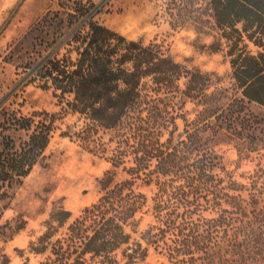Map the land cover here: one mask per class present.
I'll return each mask as SVG.
<instances>
[{
  "label": "trees",
  "instance_id": "obj_1",
  "mask_svg": "<svg viewBox=\"0 0 264 264\" xmlns=\"http://www.w3.org/2000/svg\"><path fill=\"white\" fill-rule=\"evenodd\" d=\"M58 7L54 15L65 14L69 30L58 42L57 51L69 46L76 58L44 57L31 68L28 82L51 87L54 96L71 95L66 107L88 121L77 133L83 143L98 129L110 132L111 166H122L128 178L112 183L109 172L101 181L102 194L51 244L49 256L41 264H117V252L124 264H135L146 257L149 246L160 248L168 264L264 260V212L252 209L248 214L234 196L221 193L218 156L209 146L221 133L245 139L255 125L264 124V118L248 108L253 104L264 109V0H205V22L220 31L226 45L231 96L225 88L208 91L206 74L185 69L158 44L128 40L99 24L94 19L99 10L93 3L58 0ZM49 14L30 32L47 25ZM202 22L193 14V24ZM177 94L201 109L193 121L183 119L184 138L173 142L176 117L166 96ZM34 116L40 118L35 121ZM54 117L45 112L12 117L10 128L24 131L26 138L17 142L4 135L1 139L0 200L7 199L43 157ZM164 133L167 136L162 139ZM134 179L155 187L150 198L153 222L140 240H132L126 231L147 200L134 191ZM222 203L230 209H222ZM201 208L211 209L215 216L193 218ZM237 211L241 215L237 221L226 215ZM59 214L63 217L58 223L63 225L69 213ZM47 235L38 241L43 242Z\"/></svg>",
  "mask_w": 264,
  "mask_h": 264
},
{
  "label": "rangeland",
  "instance_id": "obj_2",
  "mask_svg": "<svg viewBox=\"0 0 264 264\" xmlns=\"http://www.w3.org/2000/svg\"><path fill=\"white\" fill-rule=\"evenodd\" d=\"M83 2L97 7L99 11L94 19L99 24L128 40L140 41L144 45L158 44L165 55L185 69L206 74L210 81L208 91L225 88L228 96L233 94L230 67L225 57L226 45L219 37L220 31L212 23L205 22V0ZM58 10V0H0V148L4 135L17 142L19 138H26L24 131L10 128L14 115L31 117L42 112L55 115L43 157L11 190L10 196L0 200V264L43 263L49 256L51 244L61 239L66 227L82 209L102 194L101 181L109 172L113 176L112 183L128 178L122 166H111L113 143L108 142L110 132L98 129L89 142L83 143L77 133L88 121L66 107L71 95L54 96L51 87L42 88L38 81L28 82L31 68L42 58L54 55L56 58L67 56L72 61L76 58L74 48L69 46H62L57 51L58 42L69 30L67 16L54 15ZM46 13H50L47 25H40L39 31L31 33L30 30ZM193 14L199 15L203 22L193 24ZM249 49H252L250 45ZM183 81L178 82L180 88ZM166 98V102L174 106L171 111L176 117L173 134V142H176L184 138L183 119L193 121L201 108L178 94L174 97L167 95ZM248 108L258 118H264V109L253 104ZM33 118L37 121L40 117ZM2 126L7 129H2ZM166 136L164 133L162 139ZM209 146L218 156L216 173L223 180L221 193L234 196L248 214L252 209L264 212V124L255 125L252 135L245 139H233L221 133ZM69 163L77 167L73 176L67 174ZM129 165L126 161L125 166ZM133 189L147 198L145 205L136 213L135 222L126 227L132 240H140L141 233L153 222L150 198L155 187L134 179ZM220 207L230 209L225 203ZM204 209L201 208L193 218L215 216L211 209ZM60 211L69 213L63 225L58 223V219L63 217ZM226 215L236 221L241 218L238 211ZM45 233H48L47 238L39 242ZM41 247L44 252L38 251ZM116 257L117 264H124L118 252ZM135 264L168 262L160 248L154 250L149 246L146 257ZM253 264H264V260Z\"/></svg>",
  "mask_w": 264,
  "mask_h": 264
},
{
  "label": "bare ground",
  "instance_id": "obj_3",
  "mask_svg": "<svg viewBox=\"0 0 264 264\" xmlns=\"http://www.w3.org/2000/svg\"><path fill=\"white\" fill-rule=\"evenodd\" d=\"M76 170H77V167H76V165L75 164H73V163H69L68 165H67V174H69V176H73V174H74V172H76ZM61 178V177H60ZM76 180H77V178H76ZM75 180V181H76ZM51 182V181H50ZM54 182V181H53ZM75 183V182H74Z\"/></svg>",
  "mask_w": 264,
  "mask_h": 264
}]
</instances>
